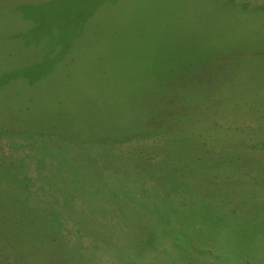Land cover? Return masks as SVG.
Segmentation results:
<instances>
[{"label": "rangeland", "instance_id": "374dc122", "mask_svg": "<svg viewBox=\"0 0 264 264\" xmlns=\"http://www.w3.org/2000/svg\"><path fill=\"white\" fill-rule=\"evenodd\" d=\"M0 264H264V0H0Z\"/></svg>", "mask_w": 264, "mask_h": 264}, {"label": "trees", "instance_id": "16d2710c", "mask_svg": "<svg viewBox=\"0 0 264 264\" xmlns=\"http://www.w3.org/2000/svg\"><path fill=\"white\" fill-rule=\"evenodd\" d=\"M57 27H58V26H56V28H57ZM56 28H55V29L52 28L51 31H55V30H56V31H61V30H57ZM58 29H59V28H58ZM19 74H24V72H23V71L15 72V73L12 75V77L15 76V75H19Z\"/></svg>", "mask_w": 264, "mask_h": 264}]
</instances>
